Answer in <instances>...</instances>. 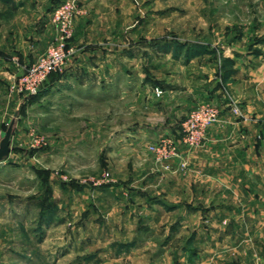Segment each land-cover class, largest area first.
<instances>
[{
    "label": "rangeland",
    "instance_id": "obj_1",
    "mask_svg": "<svg viewBox=\"0 0 264 264\" xmlns=\"http://www.w3.org/2000/svg\"><path fill=\"white\" fill-rule=\"evenodd\" d=\"M60 1L37 0L33 7L48 6L52 15ZM78 1L85 10L74 21L75 29L85 25L81 44L115 49L101 53L108 63L113 58V76L108 70L109 77L84 86V94L177 95L176 107L190 104L184 95L232 97L237 77L253 73V40L264 39V0ZM48 20L26 9L0 16V46L16 52L11 57L15 77L0 93V142L15 121L14 150L0 163V264H202L206 246L192 239L212 229L201 228L200 213L193 218L197 225L180 224L189 215L188 164L184 157L159 162L151 149L172 137L181 154L182 147L192 150L182 142V123L188 117L182 120L181 108L163 102L166 123L178 133L150 144L144 154L147 164H140L135 153L108 156L110 134L145 118L136 111L137 96L112 104L114 120L108 119V130L109 109H86V118L98 125L91 138L82 118L75 122L58 112L59 95H75L79 86L74 80L60 83L69 64L53 73L35 96L11 90L27 62L37 57L34 38L42 33L50 45L57 37ZM88 52L85 46L75 49L79 68L74 76L90 74ZM13 58H19L20 67ZM201 85H208V92H201ZM202 104L217 107L222 120L218 104L205 101L195 108ZM235 104L229 105L239 111L233 115L245 120ZM127 107L128 116L121 112ZM33 132L44 140L39 146L33 147ZM207 142L208 130L202 145L193 149Z\"/></svg>",
    "mask_w": 264,
    "mask_h": 264
},
{
    "label": "crops",
    "instance_id": "obj_2",
    "mask_svg": "<svg viewBox=\"0 0 264 264\" xmlns=\"http://www.w3.org/2000/svg\"><path fill=\"white\" fill-rule=\"evenodd\" d=\"M36 3L37 0H0V16L8 10L26 9L35 12L39 19L51 20L49 7L35 8L33 6ZM81 24L77 25L70 45L74 48V52L75 49L85 46L88 53H92L90 54L92 61L89 62L88 68H91L93 72L90 71L89 75L79 72L78 77L74 76L79 65H76L75 55L71 56L67 63L71 70L67 71L68 73L60 83H69L74 80L73 82L79 86L74 90L75 95H59L58 112H63L66 118L73 119L75 122L82 118V128L84 131L88 128L87 131L92 138L94 135L91 133L98 131V125L94 124L92 117L86 118V109L97 110L104 107L109 109L106 110L109 115H105V127L108 130V124L110 125L108 119L110 122L114 120L112 104L114 102L124 104L131 96H137L136 111L143 114L145 118L143 117L144 120L137 125H123L119 134L117 131V135L110 134L108 156L113 158L135 153L139 156L137 162L147 164L144 154L149 153L148 146L164 135L178 133L172 125L166 123L165 113L167 112L162 106L163 102L170 100L175 108L178 106L177 99L180 100V98L177 95H163L158 98L156 95H111V93L96 95L93 92L84 94L81 90L87 84L96 85L100 77L104 76L107 79L113 76L112 65H109L113 58L109 57L108 63V59L105 61L101 53L114 52L115 49L91 44L82 45L80 33L85 25ZM45 36L41 33L34 38L37 57L30 62L23 57L28 65L36 61L48 48L47 43L50 40ZM253 36L262 37L257 34ZM254 40L253 73H249L247 78L240 75L237 77L239 79L232 83L236 95H230L232 97L229 95H184L191 100L190 104L176 107L182 109L183 121L201 102L212 101L218 104L222 111V120L208 129V142L205 147L192 150L182 147L183 157L188 164L186 175L189 179L187 184L189 188L187 204L189 205L186 206V212L189 215L180 224L184 226L183 223H185L187 228L197 225L193 218L196 213H200L201 228L212 229L208 234L201 236L198 232L197 237L192 239V242L202 241L206 246V250L201 254L202 264H264V39ZM16 41L14 49L17 48ZM11 47L0 46V93L9 79L15 77L12 74L14 69L11 65V57L16 52L13 49L10 50ZM208 89V85H201L200 91L204 93V91L208 92ZM48 96L43 95V99ZM235 103L242 108L246 116L245 120L233 115L229 105ZM128 109L129 107L121 111L122 114L130 115L131 110ZM145 173L147 171L143 172L144 176L140 178L141 180L144 179ZM197 192L200 194L198 195ZM199 197L200 206L197 204Z\"/></svg>",
    "mask_w": 264,
    "mask_h": 264
},
{
    "label": "built area",
    "instance_id": "obj_3",
    "mask_svg": "<svg viewBox=\"0 0 264 264\" xmlns=\"http://www.w3.org/2000/svg\"><path fill=\"white\" fill-rule=\"evenodd\" d=\"M85 10L79 7L78 0H61L52 12L51 20L57 28L58 35L53 39L48 49L44 51L25 71L15 78L12 91L20 94L35 96L48 78L56 72L62 71L74 54L70 45L74 37V21ZM13 63L20 67L19 58H13ZM238 114V109L232 110ZM220 120V112L211 104H202L195 108L182 123V142L190 149L200 147L205 139L206 132L214 123ZM33 147L44 142L38 135L32 133ZM36 144V145H35ZM151 149L155 152L159 162H169L175 158H182L177 142L172 137L162 138ZM184 165V164H183Z\"/></svg>",
    "mask_w": 264,
    "mask_h": 264
},
{
    "label": "water",
    "instance_id": "obj_4",
    "mask_svg": "<svg viewBox=\"0 0 264 264\" xmlns=\"http://www.w3.org/2000/svg\"><path fill=\"white\" fill-rule=\"evenodd\" d=\"M14 125H15V121L13 120L10 123L6 133L4 134L0 142V163L5 157H7L14 150V147H12Z\"/></svg>",
    "mask_w": 264,
    "mask_h": 264
},
{
    "label": "trees",
    "instance_id": "obj_5",
    "mask_svg": "<svg viewBox=\"0 0 264 264\" xmlns=\"http://www.w3.org/2000/svg\"><path fill=\"white\" fill-rule=\"evenodd\" d=\"M60 2H61V1H60ZM60 2H58V4H59Z\"/></svg>",
    "mask_w": 264,
    "mask_h": 264
}]
</instances>
